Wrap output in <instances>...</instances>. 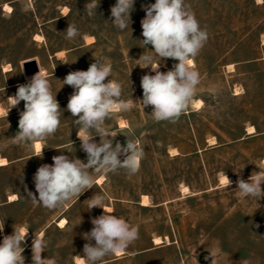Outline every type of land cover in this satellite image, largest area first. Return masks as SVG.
I'll use <instances>...</instances> for the list:
<instances>
[{"label":"rangeland","instance_id":"rangeland-1","mask_svg":"<svg viewBox=\"0 0 264 264\" xmlns=\"http://www.w3.org/2000/svg\"><path fill=\"white\" fill-rule=\"evenodd\" d=\"M87 2L0 0V104L7 111L8 97L30 81L24 77L23 62L34 59L45 69L64 110L59 130L40 142L42 158L34 143L0 151L9 161L0 166L4 236L13 233V226L29 230L23 245L25 264H32L35 236L48 241L42 258L77 264L88 243L83 234L91 231L92 219L104 214L100 208L87 210V200L99 193L108 196L105 206L113 208L108 212L139 230V239L126 252L106 257L103 264H264V197L258 202L242 198L236 189L238 179L248 181L252 173L264 170V0H187L209 38L193 61L201 80L197 96L177 123L155 122L149 115L152 107L143 109L139 101L142 76L155 74L150 67L137 66L145 51L140 41L143 6L155 0H135L131 28L123 31L112 24L116 0H100L91 18L84 10ZM68 23L80 32L72 41L65 39ZM60 51L64 53L57 55ZM93 56L112 64L111 78L122 84V98L133 102L131 111L114 110L106 122L109 130L118 132L114 144L134 140L144 156L138 173L128 175L121 169L118 174H98L94 188L78 201L50 211L34 205L27 193L38 196L34 175L41 165H51L53 156L63 152L87 160L72 124L78 117L66 110L74 89L62 87V81L70 72L87 70ZM176 63L162 60L159 70L167 72ZM8 64L11 70L6 71ZM23 110L21 101L7 119L0 116V143L19 131ZM121 120L125 126H119ZM99 140L96 136L95 142ZM172 148L178 153L172 154ZM225 174L232 181L229 186ZM261 187L264 191V184ZM62 218L64 226L59 225Z\"/></svg>","mask_w":264,"mask_h":264},{"label":"clouds","instance_id":"clouds-1","mask_svg":"<svg viewBox=\"0 0 264 264\" xmlns=\"http://www.w3.org/2000/svg\"><path fill=\"white\" fill-rule=\"evenodd\" d=\"M134 4L135 0H116L111 7L114 27L121 31L131 28ZM99 6L100 0H88L84 10L89 18L97 14ZM143 8L145 17L141 20L143 39L140 41L145 51L137 59V66L142 69L150 67L155 74L142 76L143 97L139 101L143 109L152 107L149 115L155 122L177 123L197 96L201 80L193 61L206 45L208 31L206 27H201L187 0H155V3ZM24 10L27 11V8ZM64 32L65 39L69 41L80 35L77 26L70 23ZM148 45L153 50H148ZM168 58L178 63L171 70L161 72V62ZM112 72L110 62L103 57H94L87 70L70 72L63 79L62 87L68 85L74 89L66 110L72 117H78L72 120V124L77 129V137L81 149L87 154V160L70 158L61 152L52 157L51 165H41L34 175L38 196L31 191L27 193L34 205L55 211L74 199L78 201L83 193L93 189L98 174H118L121 169L128 175L138 173L144 156L143 149L129 139L125 145L119 142L114 144L118 132L106 127L114 110L129 112L133 107L132 101L122 98L123 86L111 78ZM56 95L50 78L40 67L28 83L18 85L15 95L8 97L6 113L0 110V116L7 119L9 112L23 101L19 131L13 137L6 138L7 143H0V151L11 146L30 148L33 143L45 142L54 136L60 128L64 111ZM96 136L100 138L99 143L95 142ZM38 157H43V150ZM226 179L228 186L231 185L232 181L227 175ZM236 184L240 197L255 198L258 202L264 197L261 187L264 184V170L256 171L255 175L252 173L248 181L240 178ZM107 199L106 194L95 193L87 200V210L100 208L104 214L92 219L91 231L83 234L88 241L83 246V264H103L106 257L126 252L139 239L138 227L105 210ZM3 229L4 222L0 224V232ZM28 231L22 226H13V233L4 236L0 243V264H25L23 245ZM47 248L48 241L35 236L31 245L32 264H57L54 258H42ZM209 254L213 258L214 254Z\"/></svg>","mask_w":264,"mask_h":264},{"label":"bare ground","instance_id":"bare-ground-1","mask_svg":"<svg viewBox=\"0 0 264 264\" xmlns=\"http://www.w3.org/2000/svg\"><path fill=\"white\" fill-rule=\"evenodd\" d=\"M5 9H6L7 11H11V10H12V6L9 5V4H6V5H5ZM88 40L91 41V40H92V37L88 38ZM63 53H64L63 51H60V52H57V55H62ZM4 67H5V70H6V71L11 70V65H10V64H8V65H6V66H4ZM40 69H41L42 71L46 72L45 69H43L42 67H40ZM34 74H36V73H34ZM34 74H29V75H28V74H26V73L24 72V77H25L26 80H30L31 77H32ZM72 94H73V93H71L70 96H71ZM70 96H69V97H70ZM198 102H200V101H198ZM17 108H20V104H19L17 107L13 108V109H17ZM0 110H3V111L6 113V109H5L1 104H0ZM125 125H126V121H125V120H121V121L119 122V126H120V127H121V126H125ZM253 129H254L253 127H250V128H249V132H252ZM214 139H215V138H212V140H214ZM34 148H35L36 151H41V150H42L41 143H40V142H36V143H34ZM171 153H172V154H177L178 151H177L176 148H172V149H171ZM8 163H9V161H8L5 157H0V166H2V165H6V164H8ZM183 190H184V194L188 192V188H187V187H184ZM13 197H14V196H11V199H10L11 201L15 199V198H13ZM142 204H144V205L148 204V199H147V197H146L145 195H143V197H142ZM112 209H113V208H112L111 206H105V210H106V211H112ZM66 222H67L66 219H65V218H62V219L59 221V225L64 226V224H65ZM23 228L27 229L26 227H23ZM40 235H42V232L40 233ZM29 237H30V232L28 231V235H27L26 239L29 238ZM159 240H160L159 237L155 238V242H159ZM76 263H77V264H83V261H82L81 258H77V259H76Z\"/></svg>","mask_w":264,"mask_h":264},{"label":"water","instance_id":"water-1","mask_svg":"<svg viewBox=\"0 0 264 264\" xmlns=\"http://www.w3.org/2000/svg\"><path fill=\"white\" fill-rule=\"evenodd\" d=\"M23 68H24V72L28 75L37 73L39 71V66H38L36 60H34V59L24 61L23 62Z\"/></svg>","mask_w":264,"mask_h":264},{"label":"built area","instance_id":"built-area-1","mask_svg":"<svg viewBox=\"0 0 264 264\" xmlns=\"http://www.w3.org/2000/svg\"><path fill=\"white\" fill-rule=\"evenodd\" d=\"M3 238H4V230L3 232H0V243H2Z\"/></svg>","mask_w":264,"mask_h":264}]
</instances>
